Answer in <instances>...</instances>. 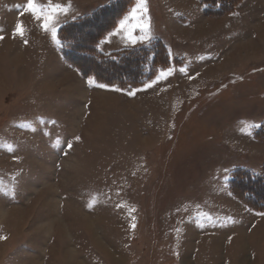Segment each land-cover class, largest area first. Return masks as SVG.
<instances>
[{"label": "rangeland", "instance_id": "rangeland-1", "mask_svg": "<svg viewBox=\"0 0 264 264\" xmlns=\"http://www.w3.org/2000/svg\"><path fill=\"white\" fill-rule=\"evenodd\" d=\"M118 1L36 0L58 9L45 30L28 0H0V264H264V211L235 189L264 174V0L224 16L132 0L100 53L170 52L134 86L58 47L61 25Z\"/></svg>", "mask_w": 264, "mask_h": 264}, {"label": "trees", "instance_id": "trees-1", "mask_svg": "<svg viewBox=\"0 0 264 264\" xmlns=\"http://www.w3.org/2000/svg\"><path fill=\"white\" fill-rule=\"evenodd\" d=\"M206 6L207 15L224 16L234 12L239 0H200ZM132 0H119L105 6L90 16L64 25L59 32L63 57L84 76H94L103 83L140 85L153 75L156 67L169 63V54L161 42L149 47L123 51L110 56L101 54L97 48L99 40L115 28L119 19L132 6ZM102 23V24H101ZM94 32L87 33V28ZM88 44H82L85 35ZM167 59V62H166ZM264 139V130L260 133ZM235 189L257 209L264 211V174L260 177L237 176Z\"/></svg>", "mask_w": 264, "mask_h": 264}, {"label": "snow or ice", "instance_id": "snow-or-ice-1", "mask_svg": "<svg viewBox=\"0 0 264 264\" xmlns=\"http://www.w3.org/2000/svg\"><path fill=\"white\" fill-rule=\"evenodd\" d=\"M144 0H141V3L143 4ZM27 9L30 11V13L37 19V20H40L41 18H43V27L45 28V30L48 29V25H49V22H52L54 21V16L52 13L56 12L58 9L56 8H53L51 10V12L47 15H44L43 17H41V15L37 14V3H36V0H28V3L26 5ZM147 9L145 8V11ZM120 27L123 28L124 27V21L121 22L120 24ZM148 26L146 25L145 28H147ZM17 28V32L16 34L17 35H20L21 37L23 36V25L22 24H18L16 26ZM113 34H116V33H113ZM52 36H53V39H56L57 38V34L55 32V30H53L52 32ZM5 37L0 35V40H3ZM129 39H130V42L135 45L136 43H138L140 40H144V39H147V37H139L137 39H132L131 38V34L129 36ZM26 42V41H25ZM163 75V74H162ZM89 83H92V81L90 80ZM98 87H101V88H106L107 85H104V84H99ZM117 91H119V89H117ZM132 95H134V93H130ZM69 147H71V145H69ZM259 215H262L264 216V213H258ZM133 227H135V225H133Z\"/></svg>", "mask_w": 264, "mask_h": 264}, {"label": "crops", "instance_id": "crops-1", "mask_svg": "<svg viewBox=\"0 0 264 264\" xmlns=\"http://www.w3.org/2000/svg\"><path fill=\"white\" fill-rule=\"evenodd\" d=\"M135 1H136V0H135ZM135 1L133 2V6H132L131 9L129 10V12H131V10L134 9V7H135ZM194 2H195V1H194ZM195 3L198 4V2H195ZM129 12H128V13H129ZM235 13H236V11H235L233 14H235ZM233 14H231V15H233ZM229 17H230V16H229ZM73 20H74V19H73ZM73 20H70V21H68V22H71V21H73ZM68 22H66V23H68ZM66 23H64V24H66ZM64 24H63V25H64ZM63 25H61V26H63ZM117 29H118V28H117ZM59 44H60V42H59ZM59 44H58V47L60 46ZM133 48H136V47H133ZM60 49H61V47H60ZM122 50H123V49H122ZM169 55H170V52H169Z\"/></svg>", "mask_w": 264, "mask_h": 264}]
</instances>
